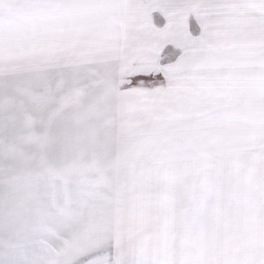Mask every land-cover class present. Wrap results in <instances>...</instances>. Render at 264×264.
Returning a JSON list of instances; mask_svg holds the SVG:
<instances>
[{"label": "snow or ice", "instance_id": "6c2138e0", "mask_svg": "<svg viewBox=\"0 0 264 264\" xmlns=\"http://www.w3.org/2000/svg\"><path fill=\"white\" fill-rule=\"evenodd\" d=\"M0 264H264V0H0Z\"/></svg>", "mask_w": 264, "mask_h": 264}]
</instances>
